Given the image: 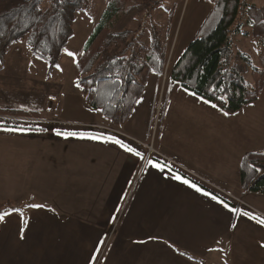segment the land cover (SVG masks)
Instances as JSON below:
<instances>
[{
    "label": "crops",
    "instance_id": "obj_1",
    "mask_svg": "<svg viewBox=\"0 0 264 264\" xmlns=\"http://www.w3.org/2000/svg\"><path fill=\"white\" fill-rule=\"evenodd\" d=\"M167 1L150 9L113 0L114 5L138 9L124 23L144 15L149 24L145 42H151L154 25L171 54L168 72L149 73L140 102L122 125L89 108L80 109L79 119L53 113L51 104L58 101L51 90L36 87L26 53L14 50L10 58L7 50L0 62V109L37 115L0 113V203L45 206H30L24 227L19 211L0 212L9 213L0 221V264H264V226L211 198L264 217V208L251 202L255 193L243 198L233 192L241 191L239 172L236 176L229 170L234 171L236 162L239 167L242 155L259 142V120L249 109L254 102L225 116L211 102L169 80L172 66L211 5L177 32L179 23L171 22ZM116 11L121 17L122 9ZM96 22L76 48L72 66ZM158 93H165L164 103L152 137L149 125ZM56 129L115 137L136 148L143 159L111 142L57 136ZM149 159L164 165L163 171L149 165ZM174 174L210 195L174 179Z\"/></svg>",
    "mask_w": 264,
    "mask_h": 264
},
{
    "label": "trees",
    "instance_id": "obj_2",
    "mask_svg": "<svg viewBox=\"0 0 264 264\" xmlns=\"http://www.w3.org/2000/svg\"><path fill=\"white\" fill-rule=\"evenodd\" d=\"M129 1L135 7L151 9L163 0ZM80 3L81 0H0V62L9 46L25 37L35 56L50 69L56 66L73 36V12L81 9ZM210 4L209 13L172 66L169 79L231 114L256 101L264 87V43L257 64L246 52L233 53L231 49L234 33L264 35V5L247 0H211ZM110 5L113 11L102 13L74 62L73 71L86 104L111 124L122 125L143 93L149 73L162 74L165 42L152 25L151 42L147 44L140 36L143 21L136 29L127 28L116 11L122 7L113 2ZM243 17L248 30L243 29ZM248 70L252 84L244 76ZM0 113L37 115L35 111L17 109H0ZM238 172L243 192L264 194V151L245 152ZM34 205L45 206L1 202L0 212L19 211L24 227L29 207Z\"/></svg>",
    "mask_w": 264,
    "mask_h": 264
},
{
    "label": "rangeland",
    "instance_id": "obj_3",
    "mask_svg": "<svg viewBox=\"0 0 264 264\" xmlns=\"http://www.w3.org/2000/svg\"><path fill=\"white\" fill-rule=\"evenodd\" d=\"M81 0L80 3V10H75L73 12V19H72V28L74 31V37L71 42V44L66 48L64 55L62 56V59L59 60L58 64L59 67L54 66L53 68H49L47 63L42 60L41 58L35 56L30 49V46L26 40L25 37L18 39L17 41L13 42L9 48L8 51L9 57L12 58L14 50H22L26 54L25 57H27L30 60V63L27 64V69H30V72L34 71V79L37 81L36 87L39 89H43L44 87L47 90H51V94L58 102H54L51 104V111L53 113L61 115L62 118L66 119H74V118H82L80 115L81 110L91 109L94 113H97V115H101L98 110L94 108H90L86 102L85 99L81 93L80 87H77V82L75 79V74L73 71L72 66V58L73 56H69L67 52H72L75 54L76 48H78L83 42L84 36L88 29L90 28L92 22H96L100 19L102 13L107 10L108 12L113 11V6L110 5L112 2H105V0ZM107 1V0H106ZM248 2L255 3L257 5H262L264 3V0H247ZM101 2V4H100ZM99 4V5H98ZM210 4L208 0H169L167 1L168 9L171 14V22L175 23L178 29L181 28V30H184V27L186 28L187 25L191 23V21L194 19L197 20L198 18H201L203 14H206V11L204 9L205 6ZM117 5V4H116ZM211 5V4H210ZM117 6L122 7V16L120 17L121 21L123 19L127 20V18L131 17L136 10L133 8H128L123 3L118 4ZM168 11V10H166ZM210 11V10H209ZM208 11V13H209ZM93 15L90 17L89 15ZM146 13V11H145ZM207 13V14H208ZM166 14H168L166 12ZM165 14V15H166ZM144 17V15H143ZM180 17V20H179ZM146 17L141 19H138L137 22L132 23L130 25L125 24L127 28H133L136 29L137 25L140 21H143L142 31H145L146 33H141V38L144 40L146 37L149 36V24L147 21H145ZM205 18V17H204ZM179 22H178V20ZM204 20V19H203ZM243 29L248 30L249 26L245 23V17H243ZM120 21V20H119ZM97 23V22H96ZM202 23V22H201ZM181 25V27H180ZM199 28V27H198ZM195 35V34H194ZM264 43V35L263 36H252L251 34L244 35L242 33H234L231 36V49L232 52L235 53L239 50L246 52L249 54L250 58L254 63H258V52ZM174 49V44L172 45V50ZM167 57L170 59L171 54L170 51L166 53L165 51V71L163 67V72H168V68L170 67V60L169 63L166 64ZM29 72V71H28ZM161 75V74H160ZM50 76V80H48ZM245 79L249 84L253 83L252 76L249 71L245 73ZM39 81L42 83L40 84ZM170 80V79H169ZM165 94V93H164ZM164 94L158 93V97L156 100V103L153 107V115L151 117V123L149 125L150 127V134H152V137L155 136V132L157 129V126L159 125L160 120V112L161 108L164 103ZM44 101V100H43ZM158 106L156 107V105ZM253 106H250V112H254V116L259 120L260 125V139L257 144H255V147H251L252 151L262 152L264 151V87L259 94V97L256 101H254ZM252 105V104H251ZM156 108V111L155 109ZM63 113L61 110H63ZM160 111V112H159ZM63 114V115H62ZM101 117V116H99ZM150 147V146H149ZM232 165L229 167L231 168ZM233 169H229L230 172L234 173L237 176L238 172V165L237 162L233 165ZM232 179V176L230 177ZM240 190V189H239ZM242 191V190H241ZM234 189L233 192H235L238 195H244L243 198H245V194L247 192H241ZM243 193V194H242ZM255 193L257 198H255L253 201L254 204L258 205L260 208H264V194L261 193Z\"/></svg>",
    "mask_w": 264,
    "mask_h": 264
},
{
    "label": "snow or ice",
    "instance_id": "obj_4",
    "mask_svg": "<svg viewBox=\"0 0 264 264\" xmlns=\"http://www.w3.org/2000/svg\"><path fill=\"white\" fill-rule=\"evenodd\" d=\"M209 2H211V0H209ZM67 54L69 56H74L75 55L72 52H67ZM57 67H59V65H57ZM77 87H79V85H77ZM190 94L193 95V96L196 95L195 93H190ZM221 99H223V97H221ZM139 102L140 101H137V103H139ZM203 102L204 103H209V101H206V100L203 101ZM211 106L213 108H216L217 107V105H215V104H212ZM223 114L225 116L229 115L228 112H224ZM3 130L6 131V132L25 131V129H23V128H4ZM55 134L57 136H63L65 138H68V137H76V138H79V139L99 140V141H102V142H105V143L111 142L113 144L118 145L120 148L124 149V151L129 152V153H132L133 155L138 156L141 159H143V155L139 151H137L136 148L131 147L129 144H126L122 140L117 139L115 137H104L102 135H93L91 133L77 132V131H62L60 129H56ZM147 163L149 165H151L153 168H157V169H159L161 171H163V169H164V165H161L159 162H153L151 159H149L147 161ZM169 170H171V169L169 168ZM257 171H259V169H257ZM173 178L176 179V180H178V181H181L182 183L188 185L191 188H194L197 192H201L203 195H206V196L207 195H210L208 192H205L202 188L198 187L196 184L191 183L189 180L182 178L178 174H174L173 175ZM211 198L213 200L217 201V203L221 204L223 206V208H225L229 212L234 213V214L239 215V216L248 217L250 220H254V221H256V223L264 226V217H258V216L253 215L250 212H244V211H241L238 208L230 207V205L228 203H226L223 200H220L216 196H212ZM34 207H40V205H34ZM7 215H9V213L0 214V221H3L4 218H5V216H7ZM232 227L235 228L236 225L233 224ZM181 255H183V253H181ZM93 259H95V258H93ZM189 259H191V257H189Z\"/></svg>",
    "mask_w": 264,
    "mask_h": 264
},
{
    "label": "built area",
    "instance_id": "obj_5",
    "mask_svg": "<svg viewBox=\"0 0 264 264\" xmlns=\"http://www.w3.org/2000/svg\"><path fill=\"white\" fill-rule=\"evenodd\" d=\"M169 60H170V59L167 57V59H166V64L169 63ZM165 67H166V65H165V62H164V71L166 70ZM162 74H163V73H162ZM164 74H165V72H164ZM149 149L152 150L151 146L149 147ZM235 200L238 201L239 203H241V200H239V199H237V198H235Z\"/></svg>",
    "mask_w": 264,
    "mask_h": 264
}]
</instances>
